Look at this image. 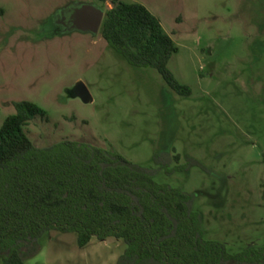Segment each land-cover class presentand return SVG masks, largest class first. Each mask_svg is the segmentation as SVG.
Wrapping results in <instances>:
<instances>
[{
    "label": "rangeland",
    "instance_id": "rangeland-1",
    "mask_svg": "<svg viewBox=\"0 0 264 264\" xmlns=\"http://www.w3.org/2000/svg\"><path fill=\"white\" fill-rule=\"evenodd\" d=\"M124 1L159 18L179 47L170 68L192 94L132 65L101 32L64 33L53 23L70 4L107 11L110 2L0 0V128L16 101H32L47 112L26 126L38 146L75 139L112 148L194 194L208 239L233 253L264 246V0ZM166 152L199 164L168 174L155 162ZM77 236L47 233L26 264H116L126 249L98 238L80 248Z\"/></svg>",
    "mask_w": 264,
    "mask_h": 264
},
{
    "label": "trees",
    "instance_id": "trees-1",
    "mask_svg": "<svg viewBox=\"0 0 264 264\" xmlns=\"http://www.w3.org/2000/svg\"><path fill=\"white\" fill-rule=\"evenodd\" d=\"M110 2L103 37L138 67L157 69L168 85L192 94L170 68L179 51L159 18L141 3ZM0 128V258L26 264L51 231L76 233L81 247L93 238L123 239L117 264H264V246L233 253L208 239L195 195L156 180L158 169L138 165L112 148L64 139L38 146L26 130L47 112L29 100ZM181 154L158 153L155 162L168 174L187 170ZM177 163L171 167L172 161Z\"/></svg>",
    "mask_w": 264,
    "mask_h": 264
},
{
    "label": "water",
    "instance_id": "water-1",
    "mask_svg": "<svg viewBox=\"0 0 264 264\" xmlns=\"http://www.w3.org/2000/svg\"><path fill=\"white\" fill-rule=\"evenodd\" d=\"M69 9L72 10L70 25L64 33L81 31L97 35L101 31L106 11L97 3H73L61 9L55 16L62 14L66 17ZM80 93L85 101L90 100V93L85 85L80 87Z\"/></svg>",
    "mask_w": 264,
    "mask_h": 264
},
{
    "label": "flooded vegetation",
    "instance_id": "flooded-vegetation-1",
    "mask_svg": "<svg viewBox=\"0 0 264 264\" xmlns=\"http://www.w3.org/2000/svg\"><path fill=\"white\" fill-rule=\"evenodd\" d=\"M72 10L69 9L68 12H66V17H63L62 14L59 16L53 17V23L57 29H59L61 32L65 31L67 27L70 25V18H71Z\"/></svg>",
    "mask_w": 264,
    "mask_h": 264
},
{
    "label": "crops",
    "instance_id": "crops-1",
    "mask_svg": "<svg viewBox=\"0 0 264 264\" xmlns=\"http://www.w3.org/2000/svg\"><path fill=\"white\" fill-rule=\"evenodd\" d=\"M62 233H64V232H62ZM65 234H66V233H65ZM77 237H78V236H77ZM95 238H96V237H95ZM93 239H94V238H93ZM93 239H92V241H91L87 246H89L90 244H91V245L93 244V243H92V242H93ZM98 239H99V238H98ZM99 240H100V239H99ZM121 240H123V239H121ZM77 241H78V238H77ZM101 241H105V240H101ZM78 246H80L79 243H78ZM87 246H85V247H81V246H80V248H86ZM117 257H118V259L115 260V263H116V264H117V262H118L120 256H117ZM109 263H110V262H109Z\"/></svg>",
    "mask_w": 264,
    "mask_h": 264
}]
</instances>
